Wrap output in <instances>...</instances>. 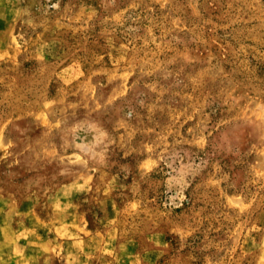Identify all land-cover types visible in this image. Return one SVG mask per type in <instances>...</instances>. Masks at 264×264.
<instances>
[{
	"label": "rangeland",
	"instance_id": "obj_1",
	"mask_svg": "<svg viewBox=\"0 0 264 264\" xmlns=\"http://www.w3.org/2000/svg\"><path fill=\"white\" fill-rule=\"evenodd\" d=\"M0 264H264V0H0Z\"/></svg>",
	"mask_w": 264,
	"mask_h": 264
}]
</instances>
